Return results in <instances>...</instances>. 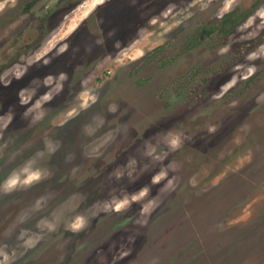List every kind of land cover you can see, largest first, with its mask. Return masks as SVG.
I'll return each instance as SVG.
<instances>
[{
	"label": "rangeland",
	"instance_id": "obj_1",
	"mask_svg": "<svg viewBox=\"0 0 264 264\" xmlns=\"http://www.w3.org/2000/svg\"><path fill=\"white\" fill-rule=\"evenodd\" d=\"M0 264H264V0H0Z\"/></svg>",
	"mask_w": 264,
	"mask_h": 264
},
{
	"label": "trees",
	"instance_id": "obj_2",
	"mask_svg": "<svg viewBox=\"0 0 264 264\" xmlns=\"http://www.w3.org/2000/svg\"><path fill=\"white\" fill-rule=\"evenodd\" d=\"M31 5L32 2L29 4V6ZM244 19H245V15L237 11L228 13L222 16L219 20L210 21L209 23H205L203 26L198 28L197 29L198 37H196V39L202 37V39L204 40L205 38L211 36L214 33L227 34L229 30L233 28L234 25L241 23ZM226 27L228 28L226 29ZM194 41H192V39H189L188 40L189 46L196 44L197 41L196 42Z\"/></svg>",
	"mask_w": 264,
	"mask_h": 264
},
{
	"label": "clouds",
	"instance_id": "obj_3",
	"mask_svg": "<svg viewBox=\"0 0 264 264\" xmlns=\"http://www.w3.org/2000/svg\"><path fill=\"white\" fill-rule=\"evenodd\" d=\"M36 178V176H29L28 178H27V180L28 181H31L32 179H35ZM27 182V181H26ZM17 183V179H11L9 182H8V185H9V187H11V186H14L15 184ZM83 226V222L81 221V220H77L73 225H72V228L74 229V230H79L81 227Z\"/></svg>",
	"mask_w": 264,
	"mask_h": 264
},
{
	"label": "flooded vegetation",
	"instance_id": "obj_4",
	"mask_svg": "<svg viewBox=\"0 0 264 264\" xmlns=\"http://www.w3.org/2000/svg\"><path fill=\"white\" fill-rule=\"evenodd\" d=\"M209 23V22H208Z\"/></svg>",
	"mask_w": 264,
	"mask_h": 264
}]
</instances>
